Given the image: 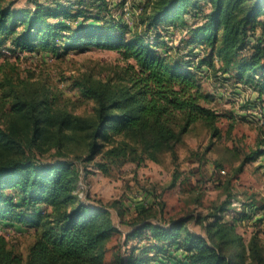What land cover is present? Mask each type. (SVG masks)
<instances>
[{
    "label": "trees",
    "instance_id": "trees-1",
    "mask_svg": "<svg viewBox=\"0 0 264 264\" xmlns=\"http://www.w3.org/2000/svg\"><path fill=\"white\" fill-rule=\"evenodd\" d=\"M98 1L35 0L29 9L0 0V229L16 224L35 229L25 256L0 233V264H106L105 245L117 231L108 208L80 199L75 192L80 174L73 162L43 161L38 155L51 149L61 155L75 143L85 152L83 161L102 155L158 162L164 152L176 158V144L197 122L218 137L220 114L209 105L214 98L202 89L198 75L203 66L249 86L264 100V39L251 38L257 27L264 32V0H150L144 32L106 16V0ZM161 28L185 30L187 38L179 45L190 49L187 58L179 45L165 46ZM151 30L157 33L152 42L145 33ZM90 46L132 60L116 79L88 75L76 83L94 102L90 116L56 106L46 90L15 75L4 54L68 53ZM256 155L246 156L236 171ZM96 166L107 171L102 162ZM243 205L247 208L238 220L255 209L253 201ZM139 213L143 218L131 222L126 238L144 235L152 242L146 249L132 246L119 264H176L166 256L170 248L183 250L184 264H264L257 236L245 243L234 221H222L221 214H210L214 220L205 226L204 237L187 228L188 218L164 226L147 220L149 208Z\"/></svg>",
    "mask_w": 264,
    "mask_h": 264
},
{
    "label": "rangeland",
    "instance_id": "rangeland-1",
    "mask_svg": "<svg viewBox=\"0 0 264 264\" xmlns=\"http://www.w3.org/2000/svg\"><path fill=\"white\" fill-rule=\"evenodd\" d=\"M9 1L14 8L35 7V0H6ZM64 1L73 3L76 0ZM37 2L45 3L47 0ZM106 2L109 11L106 16L128 24L135 31L144 32L142 20L147 14L144 8L150 0ZM187 18L192 24L193 17L187 15ZM169 30L172 31L167 33L164 28L158 29L167 48L173 49L182 38H187L184 29ZM145 33L149 35L150 42L157 34L155 30ZM260 37L264 39V32L257 27L251 38ZM179 50L188 57L190 49L186 44H180ZM202 50L196 47L194 51L200 56L204 52ZM244 52L247 53V48ZM4 54L10 66L15 67V75L46 90L56 106L82 116L92 114L94 102L82 94L76 83L88 75L98 79H116L123 74L127 62H132L123 59L117 51L93 46L68 53L34 51L11 54L5 50ZM199 71L202 89L214 98L209 105L220 114L217 125L221 133L218 137L212 136L201 122H197L176 144V158L173 159L170 152H164L158 162L149 159L113 160L102 155L90 162L83 161L81 158L85 152L75 143H68L61 155H56L54 149L38 155L43 161L73 162L79 170L78 181L83 186L78 189L79 192L82 190V200L108 208L117 231L105 245L106 264H119L121 258H127L132 246L146 249L151 244L152 240L144 235L126 238L131 222L143 218L139 213L143 207L150 209L147 220L164 226L170 220L188 218L187 228L204 237L207 235L205 226L214 220L210 214H221L222 221H234L235 230L245 243L256 235L264 251V100L258 99L249 86L225 79L215 68L203 66ZM254 152H257V157L246 162L237 172L240 163ZM96 162L106 164L107 171L99 169ZM228 200L231 203L225 206L224 211H216ZM248 201L254 202L255 209L248 212L249 217L238 220L247 208L243 203ZM197 217L202 218L200 223L196 222ZM0 233L10 248L24 256L35 239V229L31 226L2 225ZM153 253L149 250L148 254L152 256ZM166 256L176 264L186 261L180 248H170Z\"/></svg>",
    "mask_w": 264,
    "mask_h": 264
},
{
    "label": "built area",
    "instance_id": "built-area-1",
    "mask_svg": "<svg viewBox=\"0 0 264 264\" xmlns=\"http://www.w3.org/2000/svg\"><path fill=\"white\" fill-rule=\"evenodd\" d=\"M81 188H83V186L80 184V182L78 181L77 182V184H76V193H77V195L82 199V190L79 192V190L78 189H81Z\"/></svg>",
    "mask_w": 264,
    "mask_h": 264
}]
</instances>
